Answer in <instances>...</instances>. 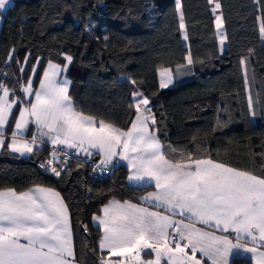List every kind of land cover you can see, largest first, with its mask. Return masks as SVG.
I'll list each match as a JSON object with an SVG mask.
<instances>
[{"label":"trees","instance_id":"obj_1","mask_svg":"<svg viewBox=\"0 0 264 264\" xmlns=\"http://www.w3.org/2000/svg\"><path fill=\"white\" fill-rule=\"evenodd\" d=\"M219 2L226 35L221 54L207 0H181L187 45L175 0H12L0 12V82L26 100L17 85L31 76L35 90L46 64L63 65L70 55L65 75L76 111L127 129L134 111L128 105L139 91L151 101L167 158L191 152L195 159L199 148L214 160L264 175V38L257 20L264 18V0ZM189 53L192 65L186 64ZM161 68L175 73L172 87H159ZM49 151L20 158L1 149L0 190L39 185L58 191L70 212L76 261L100 264L101 231L92 216L110 199L137 201L148 187L129 185L123 165L109 166L104 179H91L84 159L73 160L57 177L41 167ZM233 260L252 264L246 257Z\"/></svg>","mask_w":264,"mask_h":264},{"label":"snow or ice","instance_id":"obj_2","mask_svg":"<svg viewBox=\"0 0 264 264\" xmlns=\"http://www.w3.org/2000/svg\"><path fill=\"white\" fill-rule=\"evenodd\" d=\"M11 2L0 0V12ZM207 2L213 5L211 13L222 52L226 39L222 6L219 0ZM175 4L179 30L187 40L181 0ZM257 20L264 38V18ZM72 59L65 56L63 67L49 61L35 90L31 76L26 84L17 85L26 97L34 99L19 100L14 90L0 82V149L6 145L12 153L31 155L45 139L53 146L65 145L89 157L93 155L90 149H95L103 158L101 165L119 157L116 163L127 161L130 183L156 189L140 200L157 211L111 200L101 209L103 216L93 217L103 229L98 242L100 264H234L233 258L243 254H250L254 264H264V175L214 160L199 148L195 159L191 152H170L172 158H166L156 129L151 127L156 124L151 101L139 91L132 93L128 105L134 111L127 129L76 111L68 93L70 81L57 78ZM185 59L188 65L194 63L190 53ZM246 63L241 60L242 65ZM32 70L36 72L35 65ZM159 75L161 88L173 83L170 69L161 70ZM245 80L247 83L246 72ZM130 82L136 84L135 80ZM14 105H20L19 113L6 143L5 128ZM248 108L255 116L251 95ZM30 124L35 131L29 140L26 133ZM51 156L41 167L58 177L63 168L51 167L56 151ZM177 216L180 219H174ZM83 229L87 232L88 226L83 225ZM142 253H154L155 258L145 260ZM0 264H77L70 212L59 192L39 185L23 192L0 190Z\"/></svg>","mask_w":264,"mask_h":264},{"label":"crops","instance_id":"obj_3","mask_svg":"<svg viewBox=\"0 0 264 264\" xmlns=\"http://www.w3.org/2000/svg\"><path fill=\"white\" fill-rule=\"evenodd\" d=\"M212 7H213V5H211V8H212ZM212 16H213V14H212ZM0 18H1V17H0ZM0 22H1V19H0ZM213 22H214V16H213ZM214 27H215V23H214ZM215 31H216V28H215ZM223 31H224V29H223ZM216 36H217V35H216ZM219 39H220L219 36H217L218 50H219V53L221 54V53L224 51V49H225V47H226V44H225V41H224L223 51L221 52V46H220V43H219ZM182 41H183V43H184L185 45H187V40H185V39L183 38V33H182ZM52 63L55 64V65H60V64H57V63H54V62H52ZM66 63H67V61L65 60V63H64L63 65H65ZM48 64H49V63L46 64V66H45V68H44V71H45V69L48 68ZM186 64H187V61H186ZM63 65H60V66L63 67ZM163 69H169V68H161V69L158 70L157 75H158V84H159V87H160V75H159V72H160L161 70H163ZM170 70H171V69H170ZM44 71H43V73H44ZM65 72H66V71L60 73L59 76H58L57 78H58V79H61V80L66 79V80L70 81V80L66 77ZM171 72L173 73V83L170 84L168 87H172V86L174 85L175 81H176L175 73H174L172 70H171ZM43 73H42V75H43ZM177 74H178V75H177V77H178L177 79H182L183 75H182L181 71H179ZM42 75H41V77H42ZM40 79H41V78H40ZM39 84H40V81H39V83H38L37 88L39 87ZM69 85H70V84H69ZM69 85H68V89H69ZM168 87H166V88H168ZM37 88H36V89H37ZM160 88H161V87H160ZM0 95H2V92H0ZM24 95H25V97H26V94H24ZM9 98H10V97H9ZM28 98H29V97H26V99H28ZM30 98H31V99H34V97H30ZM10 99H11V98H10ZM150 107H151V106H150ZM15 108H16V105H14V107H13V112H14ZM19 108H20V105L16 108L15 116H14L13 120L10 121V125L8 124V125L6 126V128H5V138H6V143H7L8 141L11 140V132H12V130H13V128H14V122H15V118H16V116H18ZM84 115H85V114H84ZM88 116H89V115H88ZM11 117H12V116H11ZM11 117H10V119H11ZM92 117H93V116H92ZM93 118H95V117H93ZM95 119H96V118H95ZM151 127H153V126H151ZM34 131H35V126L30 124V125H29V131L26 133V139H29V140H30V138H31V133L34 132ZM37 143H39V141H38ZM52 147L61 148V147H66V146H65V145L53 146V145H51L50 143L47 142V139H45V143H44L43 145H40L38 149H37V148H34L33 154H36L38 151H40V150L43 149V148H52ZM5 149H6L11 155L16 156V157H20V158L29 157V156H32V155H33V154H31V155L20 156L18 153H12V152H10V150L7 149L6 145H5ZM74 150H75V152H76L77 155L82 156V157H86V158H88V159H90V158H95L96 162H97L98 164H101V160H102L103 158H102V156H100V155H96V154H95V152H96L95 149H90V151L93 152V155H92L91 157L87 156V155H86L83 151H81V150H78V149H74ZM0 151H1V149H0ZM166 158H167V157H166ZM117 160H119V157L114 158L113 162L110 163V164H108V166H111V167H115V166H118V165H123V166H125L126 169H127V172H128V173H127V183H128L129 185L134 186V187H139V188H140V187H148V190H147L146 192H144L140 197H142V196H146L149 192H152V191H155V190H156V189H155L154 187H152V186H137V185L134 184V183H130L129 180H128L129 169H128V166H127V161H120L119 163H116ZM36 186H37V185H36ZM33 187H35V186H32V187H30V188H33ZM42 187H44V186H42ZM30 188H27V189H25V190H23V191H27V190L30 189ZM1 190H6V189H1ZM23 191H17V192H23ZM55 191H56V190H55ZM57 192H58V191H57ZM61 197H62V196H61ZM140 197L138 198L137 201H131V200H124V201H129L130 203L138 204V205H141V206H143V207H148V208H150V210H152V211H157V210H158V209L152 208L151 205H150L149 203H147V202H141ZM63 200H64V199H63ZM111 200H115V199H110V200H108L105 204L101 205V206H100V209H99V213L94 214V215L92 216V218H91V224H92L93 226H95V227H97V228L100 229V231H101V235L103 234V229L99 226V224H98L97 222H94V221H93V217H94V216H103V213H102L101 209H102L105 205H107V204L109 203V201H111ZM115 201H118V200H115ZM124 201H119V202H120V203H123ZM64 202H65V201H64ZM159 211H163V210L160 209ZM166 214H167V213H166ZM174 219H180V217L177 216V217H174ZM185 222L187 223V221H185ZM197 227H202V226H201V225H197ZM71 228H72V227H71ZM72 233H73V231H72ZM217 234L219 235V234H221V233L217 232ZM22 242H23V241H22ZM233 242L235 243V240H233ZM248 246L251 247L252 245L249 243ZM147 251L150 252V250H147ZM189 254H191L190 250H189ZM141 256H142V258L145 259V260H148V259H154V258H155L154 253L149 254V255H145L144 253H142ZM196 256H197V258H200V253L197 252V253H196ZM238 256H239V257H246V258L251 259V255H250V254H243V255H238ZM205 260H206V258H205ZM251 261H252V260H251ZM76 262H77V261H76ZM77 264H81V263L77 262ZM162 264H163V262H162ZM207 264H210V262H207ZM252 264H254V261H252Z\"/></svg>","mask_w":264,"mask_h":264},{"label":"built area","instance_id":"obj_4","mask_svg":"<svg viewBox=\"0 0 264 264\" xmlns=\"http://www.w3.org/2000/svg\"><path fill=\"white\" fill-rule=\"evenodd\" d=\"M53 151H56L57 159L55 161H53V164L51 165V167H57L58 170L61 167L63 168V170L69 168V166L71 165V162L73 160L84 159L87 167L89 168V176H90L91 179H95V180L96 179H104V178H106L108 176V174L110 172L108 165L107 166H103L101 164H98L96 162L95 158L88 159L86 157L79 156V155L76 154L74 149H69V148H66V147H61V148H54L53 147V148H50V151H49V154H48V158L44 162H42V164H46L47 165V161L49 159H52L51 153ZM98 165H100V167H97Z\"/></svg>","mask_w":264,"mask_h":264},{"label":"rangeland","instance_id":"obj_5","mask_svg":"<svg viewBox=\"0 0 264 264\" xmlns=\"http://www.w3.org/2000/svg\"><path fill=\"white\" fill-rule=\"evenodd\" d=\"M11 3H12V2H11ZM11 3H10V4H11ZM10 4H9V5H10ZM9 5H8V6H9ZM6 7H7V6H6ZM0 19H1V18H0ZM52 148H53V147H52ZM54 148H57V147H54ZM66 148H67V147H66Z\"/></svg>","mask_w":264,"mask_h":264}]
</instances>
